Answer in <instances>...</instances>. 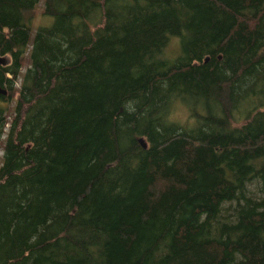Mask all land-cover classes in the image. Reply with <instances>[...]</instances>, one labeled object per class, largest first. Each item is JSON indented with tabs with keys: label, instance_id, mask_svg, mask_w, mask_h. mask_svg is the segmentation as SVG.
Instances as JSON below:
<instances>
[{
	"label": "trees",
	"instance_id": "16d2710c",
	"mask_svg": "<svg viewBox=\"0 0 264 264\" xmlns=\"http://www.w3.org/2000/svg\"><path fill=\"white\" fill-rule=\"evenodd\" d=\"M38 1L0 0V264H264V0H45L17 89Z\"/></svg>",
	"mask_w": 264,
	"mask_h": 264
},
{
	"label": "rangeland",
	"instance_id": "374dc122",
	"mask_svg": "<svg viewBox=\"0 0 264 264\" xmlns=\"http://www.w3.org/2000/svg\"><path fill=\"white\" fill-rule=\"evenodd\" d=\"M44 5H45V0H39L36 4L35 7L30 10L29 12V27H30V35H29V42L28 45L26 47L25 53H24V63L20 69V75L19 78L15 81V87L18 89L19 85H20V81L22 78V75L24 74L26 68L29 66L30 64V51H31V47H32V43H33V39L35 36V33L37 31V29L39 27L42 26H49L52 21L53 18L49 15H45L43 13L44 10ZM176 42L175 39H173V41H171V43L168 45L166 51H165V56H169L172 57L176 54V51L174 50V47H176ZM175 51V52H174ZM0 105L2 106H7L9 109L8 115L10 116L12 114L14 105H15V98H13L10 101H6V100H0ZM170 117L171 120L173 121H178L180 123H185L189 120L190 118V113L189 110L186 108V106H184L183 104H176L171 113H170ZM8 124L6 125V131L8 130ZM2 160H3V147H0V165L2 164ZM253 191H255V193L259 196H264V182H259V183H255L252 186Z\"/></svg>",
	"mask_w": 264,
	"mask_h": 264
},
{
	"label": "water",
	"instance_id": "95a60500",
	"mask_svg": "<svg viewBox=\"0 0 264 264\" xmlns=\"http://www.w3.org/2000/svg\"><path fill=\"white\" fill-rule=\"evenodd\" d=\"M1 58H0V62H1ZM0 93H2V94H6V90L5 89H2L1 87H0ZM139 142L141 143V145L145 148L146 147V143H145V141H144V139L141 137V138H139Z\"/></svg>",
	"mask_w": 264,
	"mask_h": 264
}]
</instances>
